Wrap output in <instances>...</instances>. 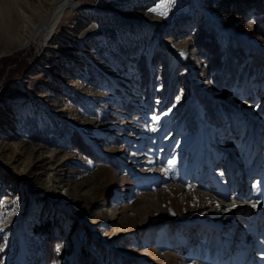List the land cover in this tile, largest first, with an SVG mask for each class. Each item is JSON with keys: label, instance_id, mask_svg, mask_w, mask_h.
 I'll return each mask as SVG.
<instances>
[{"label": "rangeland", "instance_id": "rangeland-1", "mask_svg": "<svg viewBox=\"0 0 264 264\" xmlns=\"http://www.w3.org/2000/svg\"><path fill=\"white\" fill-rule=\"evenodd\" d=\"M62 1L0 0V264H223L208 255L254 209L224 185L264 155L261 13L65 0L39 46Z\"/></svg>", "mask_w": 264, "mask_h": 264}, {"label": "bare ground", "instance_id": "bare-ground-1", "mask_svg": "<svg viewBox=\"0 0 264 264\" xmlns=\"http://www.w3.org/2000/svg\"><path fill=\"white\" fill-rule=\"evenodd\" d=\"M65 0H63L62 2H60L59 3V5H57L56 6V9L47 17V19H46V26H43V27H40V30H42L43 29V31L42 32H39L38 34H37V36L36 37H34L33 39L35 40L36 39V42H37V44L39 45V46H45L46 45V43H47V40H48V37H49V35H50V32L51 31H49L48 32V30L50 29V27H53V26H57V25H59L61 22H62V16H63V11H64V9L66 8V6H68L69 4H67V2H64ZM74 3V2H73ZM70 6V5H69ZM81 7V6H80ZM62 19V20H61ZM31 40V39H30ZM31 42V41H30ZM22 46V45H21ZM26 47V46H25ZM171 188V190L174 192V194L175 195H177L178 197H180V200H181V202L187 207V205L189 204V203H191L192 202V200H198V201H200V199H198L199 197L200 198H202V200H204V193H196L197 195L194 197L193 195H191V191H192V189L193 188H190L189 190H190V192H189V190H188V192L189 193H185L184 192V190H187L186 188H184V187H182V186H180V185H173V186H169L168 187V189H170ZM170 191V190H169ZM194 192V191H193ZM181 194H183V196L181 197ZM211 195V194H210ZM206 196V195H205ZM213 196V195H212ZM214 197V201H215V199L217 200H220L219 198H217L216 196H213ZM242 197V196H241ZM207 198V197H206ZM228 199V198H227ZM241 198H238V202H242V201H244V200H240ZM229 200V199H228ZM191 201V202H190ZM232 201V200H231ZM236 201V200H235ZM203 202V201H202ZM245 203H247V202H245ZM163 204H165V203H163ZM236 205H234V204H231L229 201L228 202H226L225 203V208H227L226 210H228V209H231V208H233V207H235ZM251 206V205H250ZM237 208L236 209H234V215L233 216H235V215H237L238 217H240V219L239 220H241V221H243V220H247V221H249V216H247V213H250V214H252L253 212H254V209L253 208H251L250 210H248V211H246L245 210V208L242 206V209H241V207H240V205H237L236 206ZM219 209V208H218ZM251 210H253V212L251 211ZM259 211H261L262 212V209L260 210L259 209ZM159 212H161L160 210H156V212H155V216H157L158 214H159ZM264 212V211H263ZM217 213H219L218 211H217ZM252 216V215H251ZM222 226H217L216 227V231H220L222 228H221ZM228 230H230V226H228V228H227ZM231 233L230 234H228V236H229V241H228V244H225L226 245V247H227V250H228V253L227 254H236V253H238V255H243V256H245V254H244V252L240 249V247H241V245H240V236H243V235H241L242 234V232L241 231H243L244 232V235L246 236V234L247 233H245V228L242 226L241 227V229L240 230H237V229H234V226H232L231 227ZM217 237H216V235H213L212 237H210V239H209V242H211V241H213L214 239H216ZM223 238H225V237H223ZM244 239H247V236H246V238L245 237H243ZM225 241H226V243H227V239H225ZM226 259V258H225ZM221 262H218V261H216V263L215 264H220Z\"/></svg>", "mask_w": 264, "mask_h": 264}, {"label": "trees", "instance_id": "trees-1", "mask_svg": "<svg viewBox=\"0 0 264 264\" xmlns=\"http://www.w3.org/2000/svg\"><path fill=\"white\" fill-rule=\"evenodd\" d=\"M219 2H220V6L226 11L231 10V11L238 13V14H241V15L247 14L248 12H251V11H257V12L261 13L263 20H264V0H220ZM197 42H198L199 48L211 49V50H213L212 52L217 53V51L210 48L213 40L207 42V38L203 39L201 36V38H199ZM8 58H0V62L3 60H8ZM204 102L205 101H203V103ZM206 103H208V102H205L204 104H206ZM72 136H74V135H72ZM75 146L84 151L81 144L75 145ZM53 248H54L53 244L48 246V250H47L48 253L47 254H49L50 257H52V256L56 257V252L53 250ZM89 256H90L89 253H87L86 251H83L81 254H79L80 263L81 264H92V260L90 259Z\"/></svg>", "mask_w": 264, "mask_h": 264}, {"label": "snow or ice", "instance_id": "snow-or-ice-1", "mask_svg": "<svg viewBox=\"0 0 264 264\" xmlns=\"http://www.w3.org/2000/svg\"><path fill=\"white\" fill-rule=\"evenodd\" d=\"M172 2L173 0H160V3L157 6L149 9V11L153 12L156 15L166 16L167 9ZM255 206L256 205L254 204L253 207Z\"/></svg>", "mask_w": 264, "mask_h": 264}]
</instances>
